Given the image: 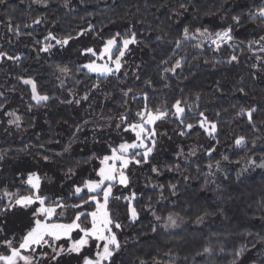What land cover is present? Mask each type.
Wrapping results in <instances>:
<instances>
[{"label": "trees", "instance_id": "16d2710c", "mask_svg": "<svg viewBox=\"0 0 264 264\" xmlns=\"http://www.w3.org/2000/svg\"><path fill=\"white\" fill-rule=\"evenodd\" d=\"M180 2L181 0H69L65 7V0H47L46 7L31 0H8L10 7L0 5V50L25 57L20 71L12 62L0 64V93H3L0 103L7 107L15 99V106L21 116L20 128L12 126L8 129L7 125H2L6 127V133L0 137V157H3L0 162V194L5 187L29 194V187L18 183L21 177L17 170L23 171L24 167L39 164L41 160L45 162L44 155H48V160L60 163V170L65 172V178L69 182L76 181V175H66L67 169L72 168L77 172L93 162V159L85 161V157L91 156L92 152H77L82 147V142L77 143L76 137L85 129L93 131L92 127L97 124L119 123L122 113L127 114L130 121L137 122L135 114L143 108L144 102L139 98L134 100L133 94L140 97L147 91L148 107L153 111L165 105L170 106L176 99L185 100L188 104L196 103L199 108H192L194 115H188L186 123L196 125L199 111H204L209 120L217 123L219 143L198 127L194 128V134L180 136L178 132L181 126L171 118L164 120L162 124L168 125L183 148L200 139H206L208 145L194 157L183 160L178 157L164 158L162 170L157 177H151V172L144 169L148 176L144 188L137 191L135 184H132L130 189L138 192L133 206L139 218L134 223L129 220L126 201L120 199V211L116 206H110L112 219L121 222L122 227L133 230L132 241L121 247L115 264H232V250L246 245L249 251L239 261V264H243L250 261V250L260 248V244L264 243V170L250 168L241 174L240 167L235 163L237 160H246L249 156L256 161L264 159V70L252 67L257 63L256 55L264 56V53L254 55L247 49V44L252 39L264 35V23L251 19L248 15L259 0H192L186 11L179 9ZM237 15L241 17L239 25H235L232 19ZM9 17L14 25H20L23 33L32 32V35L22 34L17 39L7 29ZM38 17L46 20L34 28L24 27L26 24L31 25ZM89 25L95 27V31L88 33L99 40V48L104 40L116 32L123 33L134 26L138 39L143 41L140 46L145 58L139 60L140 68L133 66L131 69H123L118 74V79H105L86 69L76 72L79 61L74 57L56 56V49L51 56L47 53L37 55L41 45L35 44V41H43L49 31L58 38L68 35L75 37ZM185 26L193 30L207 28L210 32L232 26L235 43L244 48L237 53L240 63H216L221 59L227 61L234 54L227 44L217 53L212 47L205 46L203 50H199L189 43L173 54L171 49L174 45L171 42L179 38ZM161 34L165 35L167 43L161 42L156 46L154 38ZM181 56L186 59L183 71L178 70L179 78L170 76L168 86L165 87L158 71L160 60L171 57V66ZM57 64H67L74 70V79L64 78L63 88L60 87L61 79L58 78L60 74L55 70ZM125 71L128 73L126 77L123 75ZM135 74H139L140 79H136ZM18 75L36 79L38 91L54 99L36 105L30 99V86L18 81ZM149 80L152 83L151 89L146 88ZM241 87L244 88V93L239 91ZM128 88H132L133 93L123 97V91ZM85 93H88L89 98H97L93 104V112L97 114L94 121L88 119L90 116H81L75 103H61L71 99L73 94L79 99ZM197 96L200 97L199 101L196 100ZM29 105L32 106L31 110ZM251 107L257 108V112L253 114V122L259 129L258 132L249 125L246 116L237 115L241 108ZM84 120L89 123L85 125ZM78 126L82 130L75 133L74 129ZM39 131L41 133L36 134ZM240 135L247 138L248 147H235L233 137ZM63 138L74 141H70L71 147L67 153H58L59 149L64 150L69 145ZM227 141L232 143L229 159L234 166L225 172L227 178L225 174L220 180L209 178L207 165L220 160L216 151ZM252 141H255V148L252 147ZM210 145L215 146L211 160L205 155ZM177 164L180 165L178 170L175 168ZM197 165L201 169L199 172L196 170ZM14 173L16 180L13 179ZM172 184L177 185L176 195L171 194ZM160 185H163V192ZM68 188L61 195H65ZM42 193L47 195L46 192ZM123 195L127 196L126 192ZM68 196L65 203L77 202L70 198V193ZM73 211L71 208L66 210L68 214ZM147 212L155 213L162 219L174 215L183 220L184 224L179 228L164 229L162 224L147 216ZM119 214L123 215L124 220L119 219ZM67 217L65 215L61 220L65 221ZM198 217H204V222L197 224ZM153 226H158L156 232L151 231ZM209 237H212L213 254L197 255L209 244ZM221 247L224 252L220 251ZM258 258L257 263L261 264L264 256L260 255Z\"/></svg>", "mask_w": 264, "mask_h": 264}, {"label": "snow or ice", "instance_id": "6c2138e0", "mask_svg": "<svg viewBox=\"0 0 264 264\" xmlns=\"http://www.w3.org/2000/svg\"><path fill=\"white\" fill-rule=\"evenodd\" d=\"M36 2L42 3L47 7V0H36ZM68 2L69 0H65V7L68 6ZM191 2L192 0H181L178 7L186 11L187 5ZM0 5H4L5 8L10 7L8 0H0ZM179 14L178 11L177 15ZM248 15L249 18L264 23V0H259V3L249 10ZM232 19L235 25H239L241 22L239 15L232 17ZM44 20L46 18L38 17L33 20L31 25L26 24L24 27L34 28L36 25L44 22ZM6 26L8 31L17 39L22 34L32 35V32L23 33L20 25H14L10 17ZM92 31H95V27L89 25L88 28L79 31L75 37L68 35L64 38H58L56 34L49 31L44 36L43 41H35V44L41 45L37 55L39 53H47L51 56L54 49L63 50L69 45L70 41L79 39ZM154 40L156 46H159L161 42L167 43L165 35L162 34L156 35ZM142 42L138 39L137 30L134 26L123 33L116 32L110 38L103 41L100 49L85 46L81 55L90 56L94 59L80 64L76 67L75 71L81 72L87 69L89 73H97L98 76H102L105 79L108 77H116L118 79V74L121 73V69L127 63L124 58L131 51L130 46L138 47ZM171 43L174 45L171 49L173 54L189 43L199 50H203L205 46L212 47L213 51L217 53L227 44L234 54L227 61L223 59L216 61L218 64H239L240 59L237 53L244 50L243 46L235 43L232 26L215 32H210L207 28H195L193 30L185 26L179 38ZM247 49L254 55L256 53H264V35H259L258 38L252 39L247 44ZM24 58L22 54L10 55L8 51L0 50V64L12 62L16 65L18 71L21 70L20 66ZM98 60L103 61V63H97ZM170 60L171 57L161 59L158 66L161 82L165 84V87L168 86L170 76L179 78L178 70L182 72L186 63V59L183 56L174 60L171 66H169ZM256 61L257 63L253 64L252 67L264 70V56L256 55ZM135 67L139 69L140 65H135ZM55 70L60 74L58 78L61 79V88L65 87L64 78L74 79V70L67 64L63 66L57 64ZM123 75L126 77L128 75L127 71ZM135 76L136 79H140L139 74H135ZM16 79L23 85L30 86V99L35 101L36 105L47 103L51 99H54L49 95L41 94L38 91L37 80L31 76L18 75ZM98 86L95 85V87ZM146 88H152L150 80L146 82ZM239 91L244 93V88L241 87ZM131 93H133V89L128 88L126 91H123V97L129 96ZM2 96L3 93H0V97ZM132 98L134 100L139 98L144 102L143 108L135 114L139 122L130 121L128 115L122 113L119 116L120 122L115 124L117 130L133 134L132 140L108 142L103 136V127L98 126L94 128L93 143L103 145V150L99 151V155H97L96 150H93L91 156L85 157V161L96 159L98 163L93 168L90 177L82 176L79 181H73L69 185L68 192L65 195L53 198L42 193L40 190V175L37 172L31 171L26 173L20 172V177L26 175V179L18 180L19 184L30 186L29 194H23L18 189L10 190L5 187L3 193L0 194V264H115V258L120 252L122 245L113 229H121L122 225L112 219L109 211V201L110 199H123L126 201L130 222L134 223L139 218V214L132 204V201L137 199L136 192L131 191L130 196H124L123 193L119 196H114L113 187L119 185L123 188H128L130 179L125 170L131 164L140 165L141 163L148 162L149 156L157 147L156 138L159 135L156 131L157 121L171 118L173 122L181 126V130L178 132L180 136L194 134V128L198 127L203 130L204 134L215 140L216 143H219L217 139V123L209 120L204 111L198 112L199 119L196 125L186 123V117L194 115L191 110L193 107L199 108L198 104H188L185 100L176 99L170 106L165 105L163 108L153 111L148 107L147 91H144L140 97H136L133 94ZM88 99V93H85L79 99L76 98V94H73L71 99L61 101V103H75L79 105L81 101H87ZM199 99L200 97L197 96L196 100L199 101ZM31 107L29 105V110H31ZM255 112H257L256 107L241 108L237 115L246 116L249 125L254 131L258 132L259 129L255 127V123L253 122V114ZM0 113L8 117V126L14 125L16 128H20L21 116L17 115L16 111H5L4 104L0 103ZM83 123L87 125L89 121L84 120ZM107 127H111V125H107ZM81 130V127L78 126L74 129V132L79 133ZM233 140L237 148L248 147V140L244 135L234 136ZM255 146V141H252V147L255 148ZM70 147V144L65 147L64 152L67 153ZM213 152H215V146L210 145L205 155L211 160L213 159ZM195 154V150L193 149L188 153V156H195ZM43 159L47 161L49 159L48 155H44ZM2 160L3 157H0V162ZM222 160L229 161V156H222ZM74 163L77 162L74 161ZM235 163L239 165L241 161L237 160ZM175 168L178 170L180 165H175ZM207 168L209 170V178L215 177L217 172H224L220 160H216L214 164L209 163ZM250 168L264 169V160L257 163L254 157L249 156L244 161V167L241 169V172H246ZM169 170H172V168H169ZM196 170L198 172L201 171L199 165H197ZM17 171L19 172V170ZM151 171L159 175L158 168L152 167ZM66 175L72 177L77 175V173L74 169L69 168ZM225 178H227L226 173ZM13 179H17L16 173L13 174ZM159 187L161 192H163V185ZM170 190L172 195H176L177 185H170ZM68 193H70V198L77 202L71 204L65 203V199L69 198ZM69 208L74 210L72 215L68 217L69 222H60ZM153 215L156 221H161L162 217L155 215V213ZM177 219V217L169 215L162 227L164 229L178 228L180 225L177 223ZM203 222L204 217H198L196 223L200 224ZM157 227L153 226L151 231L156 232ZM73 233L76 234V238H73ZM61 241L63 243H60ZM253 247H255V244H253ZM220 251L224 252V248L221 247ZM232 251V264H239L244 253L249 251V249L245 245ZM213 252L212 237H209V244L203 248L202 252H198L197 255L207 254L211 256ZM261 264H264V261Z\"/></svg>", "mask_w": 264, "mask_h": 264}, {"label": "rangeland", "instance_id": "374dc122", "mask_svg": "<svg viewBox=\"0 0 264 264\" xmlns=\"http://www.w3.org/2000/svg\"><path fill=\"white\" fill-rule=\"evenodd\" d=\"M31 1H33L34 3H37L36 0H31ZM37 4L43 5L42 3H37ZM98 45H99V40L97 38H93V37L89 36V33H86L84 36L80 37L79 39H76L74 41H70L69 45L66 48H64L63 50L56 49L55 55L63 57V58L74 57V58H76V60L79 61L80 64H83V63H87L90 59H94L93 57H90V56L81 55L83 48L85 46H89V47H94V48L100 49L98 47ZM130 48H131V51L129 53H127L125 58H124L127 61V63L125 64V67L122 68L121 70L131 69L133 66L138 65L139 60H142L145 58L144 53L141 51L142 47L140 45L138 47L137 46H130ZM97 63H103V61L98 60ZM92 74L98 75L97 73H92ZM96 100H97V98H95V97L91 98L90 97L87 100V102L81 101V103L78 105V107L81 111V114H82L81 116H84V117L90 116L88 118V119H90V121L95 120L94 118L97 114H94L95 112H93V109H94L93 104L96 103ZM97 108L98 107H96V109H95L96 112H97ZM4 110L5 111H16L17 115H19L18 114V108L15 106V99L10 104H8L7 107H4ZM7 119H8V117L3 115V113H0V124H1L0 125V137H2L4 135V133H6V129H5L6 127H8V129L12 128V126L10 127L7 125ZM137 122H139V121H137ZM163 122L164 121H157L156 131L159 134L156 138L157 139V147L154 150V152L149 156L147 164L145 165V164L141 163L140 165H135V164L129 165L128 169H126L125 171H126V174L129 176L130 184H129L128 188H123L122 186L115 185L113 187V195L114 196H119L123 192H126V195L130 196V192L132 191V190H130L132 187V184H135V188L137 191L142 190L144 188V185H146V181L148 180V176L146 175L144 169H147L148 171L151 172V177L159 176L156 173L152 172L151 168L152 167L158 168L159 173H160V171L162 170V166L164 164L163 163L164 158H166V157H176L177 158L178 157L180 160H183L185 158L194 157V156H188V153H190L194 149L195 153H196L195 156H196V155L200 154V152L203 151V149L206 147V145H208V141L206 139H202V140L200 139L198 141L188 143L186 145V147L183 148L181 146V141L176 137V135H174V133L171 132L168 125H166V123L162 124ZM3 124H5L7 126L4 128L2 126ZM107 125H111V127H107ZM98 126L103 127V136H104L105 140H107L108 142H112V141L123 142V140L131 141L133 138V134L123 133V132L117 130L115 128V125H113L112 123H106L104 125H98L97 124L96 126H93L92 128L94 129V128H97ZM13 127L15 128L14 125H13ZM39 133H41V132L40 131L36 132V134H39ZM97 138H98V136H97ZM63 139H65V138H63ZM76 139L75 140L77 141V143L82 142V147L78 148V150H77V152H79L80 154H86V153L92 152L93 150H96L98 155H99V151L103 150V145H97V144L93 143V139H94L93 131H90V130L87 131L85 129L82 133L78 134V137H76ZM65 141H67L68 144L71 145L70 141L73 143L74 140L72 141V139L66 138ZM113 146H115V145H113ZM231 151H232L231 141H227L225 144H223L222 146H220L217 149L216 152L220 156L221 166L224 169V172H217L215 174V177H214V178H216V180H220L221 176L224 175L225 172H227L233 168L234 164L231 162L230 159H229V161H223L222 160V156H224V155L229 156ZM63 152H64L63 149L58 150V153H63ZM181 153H183V154H181ZM244 161L245 160L241 161L242 165H240V164L237 165L240 167V170L244 167ZM261 161L262 160H258L257 163H259ZM97 163H98V160L93 159V162L89 163L86 167L79 169L76 172L77 173V175H76L77 180L76 181H79V179L82 176L83 177H90L92 175V170ZM35 169H40V170L39 171H33ZM60 169H61L60 163H58L57 161L48 160V161L43 162L41 160L39 164L33 163L32 166L24 167V170L19 171V172H25L26 173V172L31 171V172L39 173L40 180H41V189H40L41 192H46L48 196L55 198L56 196H60L64 192V190L66 188H68L69 185L73 182V180L71 182H69L65 178V172H63V170H60ZM262 170H264V169H262ZM240 173H241V171H240ZM21 179H26V175L24 177H21ZM150 180H151V178L149 179V181ZM23 185L25 187L30 188V186H27L26 184H23ZM136 190H134V191L136 192V195H137L138 192ZM119 203H120V200L110 199L109 208L111 205H115L117 207V209L120 211L121 207H120ZM133 203H134V201H132V204ZM65 215L70 217L72 214L71 213L68 214L67 212H65ZM119 215H120L119 219L124 220L123 215L122 214H119ZM147 216H151L153 218L154 222H158L162 225L167 220V218H166V219H161V221H156L155 216L149 212H147ZM68 217L66 218L67 220H65V221L60 220V222H64V223L69 222ZM175 217H177V216H175ZM119 223H121V222H119ZM177 223L180 225L179 227H181L184 224V221L181 220L180 218H178ZM169 229H172V228H169ZM113 231L117 234V237L120 240L122 246H124L127 243H129L130 241H132L133 230H129L125 226H123L121 229H115L114 228ZM73 238H76L75 233H73ZM60 243H63V241H61ZM260 245H262L260 248L258 247L257 249L254 248V249L250 250V251H252L250 253L251 257H249L250 261L244 262L243 264H258L257 263V260H259L258 256H260V255H261V257L264 256V243H262Z\"/></svg>", "mask_w": 264, "mask_h": 264}]
</instances>
